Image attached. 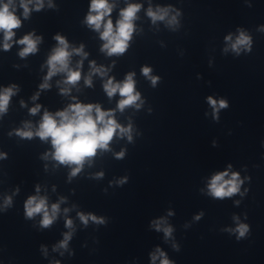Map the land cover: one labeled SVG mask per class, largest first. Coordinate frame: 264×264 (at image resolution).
I'll return each mask as SVG.
<instances>
[{
  "label": "clouds",
  "instance_id": "obj_1",
  "mask_svg": "<svg viewBox=\"0 0 264 264\" xmlns=\"http://www.w3.org/2000/svg\"><path fill=\"white\" fill-rule=\"evenodd\" d=\"M33 4V0H20L19 6L23 9V16L25 19L29 17L32 9L29 5ZM43 0H35L34 9L39 11L43 7ZM51 7V3L49 4ZM14 0H7V3L0 2V32H3L4 50H8L12 45L13 36L15 35L13 29H17L21 26V20L15 14ZM113 4L109 3V0H91L89 13L85 18V23L100 33V38L104 41L101 51L107 53V55H120L123 54L128 46L129 41L132 38L135 30L134 20L137 18V13L140 11V4H128L125 8L121 9L119 13V19L116 21L115 26L110 18L113 11ZM169 8H157L155 11L149 7L147 15L151 18L153 23L156 21H163L168 17ZM177 15L171 17L168 20L170 25L177 23ZM107 18V19H106ZM101 29H103L101 31ZM55 40L58 42V46L52 50V54L47 60L48 73L44 78V83L40 85L41 89H46L50 85L48 81L58 73H66L65 84L75 85L81 79V72L78 64L77 69L73 70L69 67L70 57L73 54L87 56V53L83 51V45L79 48H73L69 51V44L67 40L61 36L56 35ZM226 41H232V36L225 37ZM40 42V37H34L29 33L22 39L17 41L24 47L20 51L21 57H26L29 54L37 51V45ZM232 51L239 54L241 48L246 50L251 49V37L245 34L243 31L237 36L234 42L231 43ZM228 49L225 48V51ZM82 63V61L80 62ZM107 69L96 67L95 63H91V72L85 78V84L91 86L92 74H99L105 76ZM142 73L145 77L149 78L153 84L156 85L159 77L151 76V69L149 67L142 68ZM134 73H129L125 77L123 82H114L112 78H109L103 85L104 91L109 98L119 93L121 99L117 104V108L123 111L126 107L135 105L137 108L140 104V93L135 91V81L133 79ZM16 86L3 89L0 92V114L5 113L8 108L9 100L14 95ZM62 94L69 92L68 88L61 89ZM38 96V94H37ZM37 97H33L36 99ZM208 103L213 109L214 118L218 119V113L220 109L228 107V102L225 99L216 100L211 96L208 98ZM40 111V105L30 109L31 114H36ZM26 129H30L31 125L26 124ZM131 126L123 127L114 118L112 110L104 111L99 104H82L74 103L70 104L65 110L58 111L54 115L45 111L38 129L33 132L31 130H17L16 134L24 138H32L33 135L38 136L41 140H48L50 138L54 152L52 157L55 161L64 165H75L72 169L71 176H75L80 172L85 161L94 157L97 154L98 149L107 150L109 144L112 141L114 135L119 132L120 135H126L129 141H131ZM215 144V142H214ZM3 155V154H0ZM123 152L117 154V158H122ZM47 158V155L45 156ZM231 166H229L230 168ZM98 175H103L102 173ZM226 177H229L226 179ZM126 182V178L122 179L119 183ZM243 181L240 179L238 173H231L229 171H223L215 174L208 184V194L213 198L223 199L225 197H232L234 194L240 192V186ZM37 193L40 189L37 186ZM64 198H61V203ZM239 201H237V204ZM11 205V197L5 199V206ZM25 214L28 218H32L36 214H42L40 225L42 228H48L54 222L57 214L60 212V204L53 203L49 208L47 198L39 195L30 196L25 205ZM69 209H64L67 213ZM169 215H172L170 212ZM203 213L196 216L195 219H200ZM79 219L85 225L89 220L96 223H104L103 218H98L92 214L78 213ZM237 221L235 229H230L237 233V239L244 238L249 232V226L244 223H239L238 217H233ZM66 227L72 228L73 222L71 219L66 220ZM152 227L156 231H163L165 238H169L172 235L173 229L171 226H166V222L163 218L152 221ZM71 239V233H65L64 239L56 246L58 248H67L68 241ZM177 248L176 245H173ZM55 250V249H54ZM178 250V248H177ZM157 254L161 258V264H172L166 254L159 248L156 249V253L152 254L151 259L153 262L157 259ZM59 264V262H56Z\"/></svg>",
  "mask_w": 264,
  "mask_h": 264
}]
</instances>
